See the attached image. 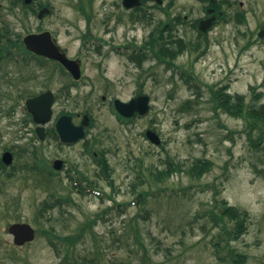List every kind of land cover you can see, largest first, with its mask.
I'll return each mask as SVG.
<instances>
[{"label":"rangeland","instance_id":"rangeland-1","mask_svg":"<svg viewBox=\"0 0 264 264\" xmlns=\"http://www.w3.org/2000/svg\"><path fill=\"white\" fill-rule=\"evenodd\" d=\"M50 1L54 11L41 19L21 9L2 11L0 28L9 27L13 37L49 30L69 56L83 60V79L70 93L61 92L68 77L53 63L37 65L31 80L22 77H28L30 69L20 68L21 77L15 79L18 88L3 84L15 93H8L5 104L10 95L16 96V107L17 101L24 103L22 95L49 88L55 95V112L82 115L87 110L94 120L88 137L95 149L104 151L110 176L107 180L99 174L97 163L82 152L81 143L57 147L51 138L36 140L30 124L1 114L5 143L21 146L18 164L34 162L31 150L35 145L42 154L35 160L37 165H43V158L50 165L59 156L80 173L65 164L53 177L47 170L30 175L21 168L7 178L5 208L0 212V264H84L87 258L97 264H228L231 249L245 253L247 264H264V145L253 149L244 121L214 110L209 90L227 86L228 92L244 94L247 101H264V36H257L256 26L264 19V0H248L250 12L244 23L228 16V21L219 22L206 36L195 30L176 31L187 48L170 67L146 49L141 66L127 59L130 49L124 56L107 53V44L97 52L96 42L84 43L81 38L82 15L65 0ZM90 32L91 38H97V15L90 21ZM121 32L118 28L117 33ZM148 34V27L136 24L126 40L141 45ZM170 35L176 38L173 31ZM195 40L202 46L192 50ZM202 48L204 52L199 53ZM104 75L111 79V87L95 85L90 90L88 83H99ZM139 90L149 95L148 113L121 123L110 110L111 98L127 100ZM259 92L261 97L256 96ZM16 110V116L24 118L18 106ZM148 128L158 134L160 144L145 137ZM198 159L211 161V168L194 177L190 167ZM170 160L178 168L162 177L159 172L171 167ZM68 173L77 177L81 187L86 186L87 176L100 195L74 190ZM141 191L148 193L138 204ZM59 195L67 201L48 209V218L40 217L43 202ZM221 199L249 213L246 230L235 240L227 235L233 222L224 217L223 224L213 218L221 210ZM17 220L35 228L34 240L22 246L14 245L7 232L8 224ZM86 222L90 226L72 246L59 240L52 245L45 234L73 236Z\"/></svg>","mask_w":264,"mask_h":264},{"label":"flooded vegetation","instance_id":"flooded-vegetation-1","mask_svg":"<svg viewBox=\"0 0 264 264\" xmlns=\"http://www.w3.org/2000/svg\"><path fill=\"white\" fill-rule=\"evenodd\" d=\"M65 2L68 3V5L76 13L81 14L83 17L85 30L81 35V38L84 43L90 40L96 42L94 49L100 53L102 51V47L109 44V49L106 51L107 53L113 52L122 56L126 55L127 50L130 49L127 59H130L138 66H141L143 60L147 56V53L144 51V49L149 50V52L155 49L162 51L167 40L169 41L170 39L169 32L171 31L178 35L176 33L178 30H195L197 34L206 36L209 31L213 30L214 27L222 21V18L225 19L226 16H232L233 18L244 16L245 18V16L250 12L247 7L248 0H65ZM8 8L14 12L16 9H21L26 13L30 12L34 14L35 17L42 8L48 9L42 13L44 16H48L54 11V5L50 0H1L0 14H2V11L4 12V10ZM94 15H97L99 24V33L96 34L97 38H94V36L91 38V35L94 34H91L90 32V21ZM262 20L263 21H259L256 25L257 32L264 30V19ZM136 24L145 25V27L149 28V34L143 40V42H141V45L134 43L133 39L131 38L129 41L126 40L128 38V31L133 30V27ZM118 28H121V31L123 32L117 33ZM42 30L44 29H39L36 32ZM12 35V31L9 27L6 26L5 28H0V115L13 116L14 119H20L23 124H30L31 135L36 140H40L38 138V133L40 132V134L43 135L41 140L51 138L57 147H70L77 143H81L82 152L88 156L90 154V158L97 163L96 157H98V154H100L101 150L97 151V149H95L93 139L91 140L88 137L89 128L93 125V119L89 112L87 113L89 116V124L88 126L83 127V137L72 142H62L59 139V135L56 130V122L59 117L62 115H68L70 117L71 123L77 126L82 123L84 119L83 115L86 113L85 111H83L82 115L70 111L59 110L55 112L53 107L55 103L54 95L51 119L42 126L43 129L41 131L38 130L37 123L27 112L25 106L26 99L35 94H27L24 98L23 104L21 101H17V106L24 115V118L16 116L18 115L16 110L17 106L15 107L14 105V102H16V96L10 95L7 98L9 103L5 104L6 96L9 95L8 93H13L12 89L15 90L19 86L18 81L15 83V79L21 77L20 75L22 73V68L25 67L31 71V74L28 77L26 75L22 76L25 80H27V78L31 80L35 76L38 58L44 59V62L46 63H53L59 69L62 76L68 77V80H65L63 82L64 84L60 88L61 92L67 93H70L71 89H76L79 87V83L83 79V60L79 56H69L67 51L58 43L56 36L51 34L56 39V42L61 47V50L66 53L67 57L72 60H78L77 63H79L80 66V76L74 77L73 74L70 73L56 59L38 56L37 54L26 49L23 43L24 35L21 37H13ZM193 42L194 41H192V43ZM204 42L207 43L208 39H204ZM200 43V41L196 42L195 40L193 44L196 46L200 45ZM133 52L135 54H133ZM124 70L125 73H128L126 66H124ZM4 83H6L5 85H8V87L12 89L6 90L5 85H3ZM88 85L90 90L93 89L95 85H100L102 88L109 89L112 85V82L108 75H104L99 83H92V81H90ZM48 90L50 89L48 88ZM138 93L144 92L139 90L135 94ZM23 96L24 95H22V98ZM104 98L105 96L102 95V99ZM114 98L115 97H112L110 102L113 103ZM0 118L2 117L0 116ZM121 123L124 122L121 120ZM32 147L33 149L31 151L33 153V150L36 149V146L34 145ZM20 152L21 146L18 144V142L11 141L9 143H5V131L0 126V212L5 208L4 200L7 178H12L16 171H20L21 168H26L24 170L30 175L32 172H35V174L37 172V164L34 162L26 163L24 166L18 164ZM55 160L62 161L61 168L57 171L58 173L62 171V168L65 167V164L70 170H79L74 166L72 168L70 166L71 163H69L66 158L59 156L54 157L50 161V165H52L53 161ZM97 167H99L98 164ZM67 178L69 179V176H67ZM84 179L87 184H90L88 180L91 179H89L87 176H84ZM74 183L76 185L80 184L78 179L74 180ZM12 222L21 221L17 220Z\"/></svg>","mask_w":264,"mask_h":264},{"label":"trees","instance_id":"trees-1","mask_svg":"<svg viewBox=\"0 0 264 264\" xmlns=\"http://www.w3.org/2000/svg\"><path fill=\"white\" fill-rule=\"evenodd\" d=\"M171 38L167 40L164 49L160 51L155 49V56L158 61L164 62L167 67L174 66L175 59L182 53L183 49L186 47V43L181 38ZM177 44V47L174 46ZM39 65H43L44 62L39 61ZM184 78L186 79V74ZM210 101L214 110H221L233 117L241 118L244 121V132L249 145L253 149H259L264 145V101L255 102L247 101L244 94L235 93L232 94L227 91V86L211 87L210 89ZM254 92V91H253ZM256 96L261 97L262 92L256 93ZM102 172L105 176H110V166L108 161L101 154ZM169 169L160 171L159 173L163 177L164 175H169L170 171L178 168V164L174 161H169ZM211 168V161L198 159L190 167L191 174L195 177L201 176L204 172ZM148 192L141 191L138 193V197L141 201H144V196ZM138 202V203H139ZM221 210L219 213H214L213 218L216 221H222L224 223V217H227L233 222V228L227 230V235L230 239H237L242 232L246 230V220L249 217V213L246 209H241L237 206L231 205L226 199H221ZM44 206V207H43ZM40 213H44L47 206L43 204ZM90 226V222H86L80 229V231L75 236H62L60 237L63 241L69 245H73L78 239H80L83 231ZM224 228V226H223ZM46 233H50L46 231ZM84 264H97L94 262L93 258H89L84 261ZM228 264H247V255L245 253L239 252L235 249L229 251Z\"/></svg>","mask_w":264,"mask_h":264},{"label":"water","instance_id":"water-1","mask_svg":"<svg viewBox=\"0 0 264 264\" xmlns=\"http://www.w3.org/2000/svg\"><path fill=\"white\" fill-rule=\"evenodd\" d=\"M47 9L41 10L39 16ZM262 30L259 35H263ZM23 41L25 46L30 50L57 59L73 74L74 77L79 76L78 60H71L67 58L64 52L60 51V47L55 43V38H52L48 31H43L37 34H27ZM53 101V94L46 90L37 96L29 98L27 107L33 116V119L38 123H45L49 120L51 115V103ZM149 96L146 94H138L124 102L119 99L114 100L116 110L124 116H132L134 113L144 115L149 109ZM88 124V118L85 115L80 125H73L68 115H62L56 122V126L62 141L72 142L76 141L84 135L83 127ZM39 129V128H38ZM42 131V128H40ZM40 133V132H39ZM147 138L155 143H160L159 136L153 130H146ZM42 137V134H40ZM9 154V153H8ZM8 163V162H7ZM53 166L60 167V161L55 160ZM8 231L13 235L16 244H22L25 241H30L34 237V229L29 223L15 222L9 225Z\"/></svg>","mask_w":264,"mask_h":264}]
</instances>
